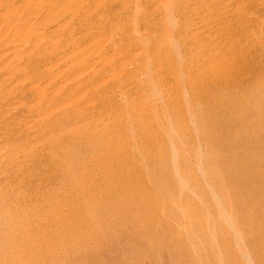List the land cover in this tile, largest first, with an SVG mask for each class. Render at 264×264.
I'll return each mask as SVG.
<instances>
[{
  "label": "rangeland",
  "instance_id": "1",
  "mask_svg": "<svg viewBox=\"0 0 264 264\" xmlns=\"http://www.w3.org/2000/svg\"><path fill=\"white\" fill-rule=\"evenodd\" d=\"M263 86L264 0H0V264H264Z\"/></svg>",
  "mask_w": 264,
  "mask_h": 264
},
{
  "label": "bare ground",
  "instance_id": "2",
  "mask_svg": "<svg viewBox=\"0 0 264 264\" xmlns=\"http://www.w3.org/2000/svg\"><path fill=\"white\" fill-rule=\"evenodd\" d=\"M102 8H103V7H102ZM94 17H95V16H94ZM90 18H91V17H90ZM90 18H89V19H90ZM93 19H94V18H93ZM87 20H88V19H87ZM97 23H98V22H96L95 19H94V21H92V20H91V21L88 20V21H86V22L84 21V24L86 25V27H88V29L90 30V32H92V31L95 30V31H94L95 33L97 32L96 29H99V28H97ZM99 23H100V22H99ZM101 26H102V25H101ZM101 26H100V27H101ZM102 27H103V26H102ZM107 27H108V26H107ZM108 28H109V27H108ZM101 29H102V28H101ZM105 29H106V28H105ZM110 30H111V29H110ZM100 31H102V30H100ZM105 31H106V30H105ZM107 31H108V30H107ZM111 31H112V30H111ZM104 33H105V32H104ZM106 33H108V32H106ZM109 33H110V32H109ZM97 34H98V33H97ZM110 34H111V33H110ZM39 35H40V34H39ZM102 35H103V34H102ZM102 35H101V36H102ZM108 35H109V34H108ZM109 36H110V35H109ZM114 36H115V35H114ZM116 36H117V35H116ZM96 40H97V39H96ZM101 40H102V39H101ZM30 41H31V40H30ZM98 42H99V41H98ZM115 42H116V41H115ZM99 43H100V42H99ZM96 45H97V44H96ZM100 55H102V54H100ZM69 59H70V58H69ZM104 59H105V58H104ZM252 60H253V59H252ZM99 61H100V58H99ZM141 61H143V60L141 59ZM243 64H244V63H243ZM234 65L236 66V62H235ZM241 68H242V67H241ZM239 69H240V68H239ZM73 70H74V71H75V70H78V66H77V65H75V66H71L69 69H67V71H73ZM82 70H83V71H84V70H87V71H85L86 73L84 74L83 77H76V78L79 80V82L82 81V80H84L87 76H89V75L91 74V71H92L91 68H90L89 70H88V69H82ZM227 70H228V69H227ZM237 70H238V69H237ZM251 70H252V69H251ZM229 71H230V70H229ZM224 72H225V71H224ZM227 72H228V71H227ZM227 72H225V73L223 74V75H224L223 78H226V77H227L228 79H230L231 77L234 78L233 76H230V77H229V76H228L229 73H227ZM241 72H242V71H241ZM243 72H244V71H243ZM230 73L232 74L233 72H230ZM238 73H239V72H238ZM60 74L64 75L65 72H64V71H60V73H58L57 75H60ZM72 74H73V72H71V75H72ZM75 74H76V72H75ZM235 75H237V73H236ZM237 76H238V75H237ZM76 78H75V79H76ZM232 78H231V79H232ZM237 78H238V77H237ZM70 79H71V78H70ZM239 79H240V78H239ZM78 80H77V81H78ZM205 80H206V77H205ZM207 80H208V79H207ZM243 80H244V79H242V81H243ZM227 81H230V80H227ZM231 81H232V80H231ZM238 81H239V80H238ZM240 81H241V79H240ZM245 81H247V80H245ZM245 81H243V83H245ZM79 82H75V83H79ZM236 82H237V79H236V80H233V83H234V84H235ZM254 82H255V81H254ZM250 83H251V81H250ZM210 84H211V83H210ZM210 84H209L210 88H213L214 86L211 87ZM237 84H238V83H237ZM241 84H242V83H241ZM245 84H246V83H245ZM251 84H253V83H251ZM90 85H91V84H90ZM247 85H250L249 82L246 84V88H248ZM240 86H241V85H240ZM244 86H245V85H244ZM250 86H252V85H250ZM253 86H254V85H253ZM255 86H256V85H255ZM257 86H258V84H257ZM44 87H45V86H44ZM86 87H87V86H86ZM215 87H216V85H215ZM215 87H214V88H215ZM236 87H237V86H236ZM263 87H264V86H263ZM234 88H235V86H234ZM249 89H250V88H249ZM260 89H261V88H260ZM263 89H264V88H263ZM211 90H212V89H211ZM214 90H215V89H214ZM212 91H213V90H212ZM222 91H223V90H222ZM239 91H240V90H239ZM263 91H264V90H263ZM247 92H248V91H247ZM215 93H217V91H216ZM220 93L222 94V92H220ZM220 93H219V94H220ZM255 93H256V92H255ZM196 94H197V95H195V102H194V104H196L197 101H207V100H211L214 96H215V98L217 97L216 95L213 94V92L208 93L207 95H204V94H202V92L199 93V91H197ZM248 94H249V93H248ZM263 94H264V93H263ZM263 94H262V95H263ZM259 95H260V94H259ZM262 95H261V96H262ZM252 96H253V95H252ZM219 97H220V96H219ZM231 97H232V96H231ZM256 97H257V96H256ZM263 98H264V97H263ZM216 99H217V98H216ZM217 100H218V99H217ZM237 100H238V99H237ZM247 100H248V99H247ZM218 101H220V100H218ZM244 101H245V100H244ZM263 101H264V100H263ZM263 101H261V102H263ZM224 102H226V101H224ZM230 102H231V101L229 100V103H230ZM221 103H222V102H220V105H221ZM229 103H228V104H229ZM246 103H247V102H246ZM246 103H245V108H244V106H241L242 103H241V104L239 103V105H240L239 107L236 106V107H238V108L240 109V110H238L240 113L236 112V113L239 114V116H236V118L238 117V118H237L238 121H239L240 119L243 120L242 122H240L241 125H243V131H244V129H245L246 127H245V125L242 124V123H243L245 120H250L249 117H250V115H251V112H250V111L248 110V108L246 107ZM254 103H255V102H254ZM222 105H223V104H222ZM224 105H225V104H224ZM234 105H235V104H234ZM236 105H237V104H236ZM225 106H226V105H225ZM229 106H230V105H229ZM226 107H227V106H226ZM226 107H223V108L226 109ZM231 107H233V106H231ZM234 107H235V106H234ZM236 107H235V108H236ZM196 108H197V107H196ZM220 108H221V107H220ZM246 108H247V109H246ZM222 110H223V109H222ZM233 110H234V109H233ZM236 110H237V109H236ZM219 111H220V110H219ZM227 111H229V110H227ZM209 112H210V111H209ZM213 112H214V111H213ZM213 112H212V114H213ZM216 112H218V111H216ZM220 112H221V111H220ZM231 112H232V111H231ZM142 113H143V112H142ZM207 113H208V112H207ZM222 113H223V112H222ZM225 113H226V111H225ZM198 114H200L199 117H198ZM224 115H225V114H224ZM224 115H223V116H224ZM226 115H227V113H226ZM226 115H225V116H226ZM232 115H233V114H231V116H232ZM142 116H143V114H141L139 117H142ZM218 116L221 117V115H219V114H218ZM218 116L215 115V117L217 118V120L219 119ZM234 116H235V115H234ZM234 116H233V117H234ZM228 117H229V116H228ZM239 117H240V119H239ZM252 117H253V116H252ZM194 118H195L196 123H197V125H198V127H199V128H197V132L200 133V134H201V129H200V128H201V126H202V125H201V122H202V121L205 122V121L207 120V121H210V122H212V123L214 122V114H213V116H212V115L210 116L209 114H208L207 116L204 114V116H203V114L200 113L199 110H198V111L194 110ZM247 118H248V119H247ZM253 118H254V117H253ZM222 119H224V118H222ZM228 119H229V118H228ZM232 119H233V118L231 117V119H229V120H232ZM234 119H235V118H234ZM244 119H245V120H244ZM200 120H201V121H200ZM217 120H216V121H217ZM256 120H257V118H255V121H256ZM132 121H133V120H132ZM219 121H220V122H219ZM219 121H218L217 123L221 124V123H222L221 119H220ZM225 121H226V118L224 119L223 122H225ZM234 121H236V120L230 121V124H229L228 122H227L226 124H229L230 127H231V123H232V122L235 123ZM214 123H215V122H214ZM238 123H239V122H238ZM238 123H237V124L235 123V124H236L235 126L239 125V127H240L241 125L238 124ZM244 123H245V122H244ZM222 124H223V123H222ZM226 124L224 123L222 126L224 127V125H225V128H226ZM245 124H246V123H245ZM232 125H233V124H232ZM219 126H220V125H219ZM233 127H234V126H233ZM233 127H231V129H233ZM237 127H238V126H237ZM244 127H245V128H244ZM220 128H221V126H220ZM220 128L218 127L219 132L222 131V133H223V131H225V130H220ZM240 128H241V127H240ZM240 128H239V130H240ZM203 129H204V128H203ZM222 129H224V128H222ZM229 129H230V128H229ZM246 129H247V128H246ZM236 130H237V129H236ZM239 130H238V132H239ZM241 130H242V129H241ZM215 131H216V130H215ZM246 131H247V130H246ZM234 132H236V131H232V132L229 131L230 135H232L231 133H234ZM238 132H237V134H236L237 136H238ZM244 132H245V131H244ZM257 132H258V131H257ZM217 133H218V132H217ZM222 133H220V134H222ZM224 133H225V132H224ZM224 133H223V134H224ZM239 133H240V132H239ZM246 133H247V132H246ZM220 134H219V135H220ZM223 134L220 136L221 138H222V136H224ZM227 134H228V133H227ZM241 134H242L241 136L244 137V134L242 133V131H241ZM219 135H218V136H219ZM233 135H234V134H233ZM245 135H246V134H245ZM141 136H142V135H141ZM90 137H92V136H90ZM137 137H138L137 134H134V135H133V139L136 140ZM142 137H144V136H142ZM226 137H227V136H226ZM234 137H235V136H232V138H234ZM238 137H239V136H238ZM242 137H239V138H237V139H236V137H235V140H238V139H239V143H240V138H242ZM66 138H67V137H66ZM214 138H215V137H214ZM223 138H225V137H223ZM227 138H230V136H228ZM216 139H218V138H216ZM63 140H64V139H63ZM221 140H222V139H221ZM225 140H228V139L225 138ZM64 141H65V140H64ZM80 141H81V140H80ZM218 141H219V140H218ZM226 142H227V141H226ZM231 142H232V141H231ZM209 143H211V142H209ZM209 143H208V141L206 142V144H209ZM228 143H229V141L227 142V146H228ZM233 143H235V142L233 141V142L230 143V144H233ZM137 144H138V143H137ZM225 144H226V143H225ZM243 145H245V143H244ZM51 146H52V145H51ZM129 146H130V145H129ZM227 146H226V147L224 146V147H225V150H226V149L228 150ZM229 146H230V145H229ZM248 146H249L250 148H252L253 150H255L256 152H259V153L264 154V140H262V139H257V138H256V140L253 139V141H251V142L248 143ZM233 147H234V146H233ZM72 148H73V147H72ZM125 148H126V147H125ZM206 148H207V147H206ZM208 149H209V148H208ZM248 149H249V148H247V150H248ZM120 150H121V149H120ZM249 150H250V149H249ZM67 151H68V150H67ZM124 151H125V152H124L123 154H120L121 157H122V156L125 157V156L128 154L126 150H124ZM245 151H246V150H245ZM72 152H73V151H72ZM95 152H96V151H95ZM202 152H205V151H202ZM222 152H225V151H222ZM250 152H251V151H250ZM223 154H224V153H223ZM60 155H61V154H60ZM80 157H81V156H80ZM136 157H137V156H136ZM71 158H72V156H71ZM97 159H98V158H97ZM114 159H115V158H114ZM72 160H73V159H72ZM117 161H118V160H117ZM144 161H145V160H144ZM206 161H207V160H206ZM61 162H62V161H61ZM98 163H99V161H98ZM58 164H59V163H58ZM112 164H113V163H112ZM99 165H100V164H99ZM108 166H109V165H108ZM100 167H101V166H100ZM97 168H98V166H97ZM135 168H136V167H135ZM121 169H122V168H121ZM96 170H97V169H96ZM101 170H102V167H101ZM110 171H111V170H110ZM96 172H97V171H96ZM124 172H125V171H124ZM263 172H264V170H263ZM100 173H102V172H100ZM118 173H119V172H118ZM96 174H97V173H96ZM123 175H126V176H127V174H125V173H124ZM208 175H209V174H208ZM261 175H262V174H259V176L256 177V181H257V180H259V181L262 180V176H261ZM234 176L237 177V175H234ZM234 176H233V177H234ZM240 176H241V175H240ZM243 176H244V175H243ZM233 177H232V179H234ZM251 177H252V175H251ZM64 178H65V177H64ZM241 178H242V177H241ZM248 178H249V177H248ZM120 179H122V178H120ZM232 179H231V180H232ZM236 179H237V178H235V180H236ZM251 179H253V178H251ZM246 180H247V178L245 179V181H246ZM242 181H243V179H242ZM242 181L240 180V183H241ZM245 181L242 182V183L239 184V185L242 186L243 183L245 184ZM230 182H231V181H230ZM238 182H239V180H238ZM246 182H247V181H246ZM248 182H250V181H248ZM234 183H235V181H234ZM257 183H258V182H257ZM236 184H237V183H236ZM236 184H235V185H236ZM250 184H251V182L249 183V185H250ZM253 184H254V183H253ZM237 185H238V184H237ZM217 186H218V185H217ZM230 186H231V185H230ZM230 186H229V187H230ZM240 186H239V187H240ZM250 186L253 187V185H250ZM261 186H263V185H261ZM233 187H234V186H233ZM252 187H251V188H252ZM234 188H235V187H234ZM234 188H233V189H234ZM244 188H245V187H244ZM244 188H243V189H244ZM249 188H250V187H249ZM249 188H248V189H249ZM251 188H250V189H251ZM255 188H257V187H255ZM261 188H262V187H261ZM230 189H231V188H230ZM240 189H242V188H240ZM240 189H238V191H239ZM243 189H242V190H243ZM252 189H253V188H252ZM234 190H236V189H234ZM234 190H233V191H234ZM244 190H246V189H244ZM230 191H231V190H230ZM238 191H236V192H238ZM248 191H249V190H248ZM240 192H242V191H240ZM245 192H246V191H245ZM225 193H226V192H225ZM246 193H248V192H246ZM253 193H256V192H253ZM238 194H239V193H238ZM240 194H242V193H240ZM244 194H245V193H244ZM222 195H223V193H222ZM229 195H230V193H229ZM227 196H228V194H227ZM233 196H234V195H233ZM236 196H237V195H236ZM225 197H226V196H225ZM229 197H230V196H228V199H229ZM231 197H232V195H231ZM239 197H240V199L242 198V196L239 195V196L237 197V200L239 199ZM255 197H256V199H257V195H256ZM259 198H260V197H258L257 201L259 200ZM226 199H227V198H226ZM230 199H231V198H230ZM262 200H263V199H262ZM231 201H232V200H231ZM238 201H239V204H240V203H241L240 200H238ZM251 201H252V200H251ZM232 202H233V201H232ZM234 202H235V201H234ZM236 202H237V201H236ZM244 202H245V201H244ZM245 203H246V202H245ZM228 204H229V203H228ZM237 204H238V203H237ZM249 204H250V203H249ZM235 205H236V204H235ZM240 205H241V204H240ZM241 206H242V205H241ZM236 207H237V206H236ZM233 208H234V205H233ZM237 208H238V207H237ZM240 208H241V207H240ZM234 209H235V208H234ZM235 210L237 211V209H235ZM240 212L242 213L241 209H240ZM240 215H241V214H240ZM252 216H253V215H252ZM252 216H251V217H252ZM0 231H1V230H0ZM248 242H249V241H248ZM247 245H248V244H247Z\"/></svg>",
  "mask_w": 264,
  "mask_h": 264
}]
</instances>
